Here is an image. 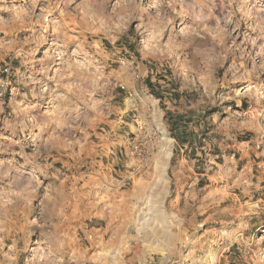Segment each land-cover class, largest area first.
<instances>
[{"label": "clouds", "instance_id": "obj_1", "mask_svg": "<svg viewBox=\"0 0 264 264\" xmlns=\"http://www.w3.org/2000/svg\"><path fill=\"white\" fill-rule=\"evenodd\" d=\"M0 264H264V0H0Z\"/></svg>", "mask_w": 264, "mask_h": 264}]
</instances>
